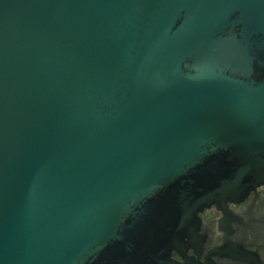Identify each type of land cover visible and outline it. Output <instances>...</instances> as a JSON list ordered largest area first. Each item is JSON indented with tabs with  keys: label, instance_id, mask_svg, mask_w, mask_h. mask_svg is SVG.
I'll return each instance as SVG.
<instances>
[{
	"label": "water",
	"instance_id": "obj_1",
	"mask_svg": "<svg viewBox=\"0 0 264 264\" xmlns=\"http://www.w3.org/2000/svg\"><path fill=\"white\" fill-rule=\"evenodd\" d=\"M264 186V0H0V264H173Z\"/></svg>",
	"mask_w": 264,
	"mask_h": 264
},
{
	"label": "flooded vegetation",
	"instance_id": "obj_2",
	"mask_svg": "<svg viewBox=\"0 0 264 264\" xmlns=\"http://www.w3.org/2000/svg\"><path fill=\"white\" fill-rule=\"evenodd\" d=\"M198 236L173 264H264V186L227 211L216 206L200 214Z\"/></svg>",
	"mask_w": 264,
	"mask_h": 264
}]
</instances>
